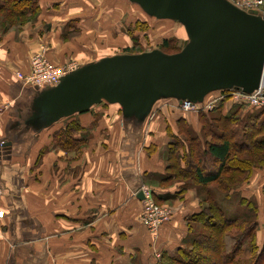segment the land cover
Returning a JSON list of instances; mask_svg holds the SVG:
<instances>
[{
  "label": "crops",
  "instance_id": "obj_1",
  "mask_svg": "<svg viewBox=\"0 0 264 264\" xmlns=\"http://www.w3.org/2000/svg\"><path fill=\"white\" fill-rule=\"evenodd\" d=\"M93 4L92 0H37L40 19L32 29L0 32V208L5 212L0 221V264H161L186 248V225L200 213L192 189L182 192L179 183L155 186L166 179L160 151L170 141L168 130L176 135L181 119L199 135L194 115L160 110L155 114L159 105L155 103L136 130L124 125L119 106L102 103L46 129H24L33 92L40 89L25 87L15 79L16 73L29 74L31 55L43 40L50 43L46 57L53 65L68 58L85 65L95 62L89 55L99 36L98 22L89 16L64 17L74 13L67 14L66 9ZM118 33L113 26L105 35L128 44L127 36ZM80 38L87 40L86 46L77 43ZM233 110L230 107L221 115ZM74 121L81 128L75 138L86 141L78 154L60 150L52 142L54 133ZM253 172L246 187L223 203L228 215L235 211L237 198L255 199L262 214L264 166ZM141 186L150 187L158 203L179 207L157 235L139 221ZM258 224L262 248L264 216Z\"/></svg>",
  "mask_w": 264,
  "mask_h": 264
},
{
  "label": "water",
  "instance_id": "obj_2",
  "mask_svg": "<svg viewBox=\"0 0 264 264\" xmlns=\"http://www.w3.org/2000/svg\"><path fill=\"white\" fill-rule=\"evenodd\" d=\"M125 1L148 18L179 23L187 36L184 48L171 55L157 49L86 63L58 85L33 92L24 129H46L105 103L119 106L124 125L137 130L159 100L196 105L215 91L258 90L264 74V17L227 0ZM137 197L143 199L140 192Z\"/></svg>",
  "mask_w": 264,
  "mask_h": 264
},
{
  "label": "trees",
  "instance_id": "obj_3",
  "mask_svg": "<svg viewBox=\"0 0 264 264\" xmlns=\"http://www.w3.org/2000/svg\"><path fill=\"white\" fill-rule=\"evenodd\" d=\"M38 11L37 0H0L1 21L13 22L14 18L21 19L28 14H37ZM9 29L11 26L3 28L2 31L5 33ZM163 47L166 50H171L168 41L163 42ZM198 117L202 121L201 134L199 135L191 129H187L183 120L177 121L179 132L188 147L177 141L180 134L170 137L165 150L170 158L173 157L175 164L170 165L169 169L174 170L177 165L181 164L176 173L177 176L188 178L201 187L212 185L226 191L222 198L219 197L212 201L213 205L208 206L207 210H203L189 219V225L192 220L197 218H200L199 221H207V226L211 231L206 235L192 239V245L198 244L204 251H211L210 254H194L190 263L230 264L240 253L251 252L255 255L258 253L251 264H258L264 258V248L258 251L254 243L253 231L256 222L250 218V214L254 212V206L251 201L237 198L238 204L235 211L228 215L223 203L229 202L230 197L235 194L234 191H227L231 189V185L243 182L249 177L253 168H260L264 165V108L248 110L243 113V109L236 106L229 115L202 112ZM80 131L81 128L76 121L67 124L52 135L53 145L60 150L78 154L80 147L86 143L82 137L79 140L75 138ZM201 135L202 138L211 136V141L206 144V148L204 142H201ZM185 149L188 150L187 156L189 155V159L186 160ZM183 163L187 165L184 166ZM243 212H245V216ZM248 221L251 225L247 230L245 228L244 231L233 235L224 234L226 228L234 225L238 227ZM196 241L198 242L195 243ZM187 243L189 240L185 241L186 245ZM247 247H249L248 251ZM188 254L186 248L179 249L173 258H164L161 264H189V259L184 258ZM180 257H183V263H181Z\"/></svg>",
  "mask_w": 264,
  "mask_h": 264
},
{
  "label": "rangeland",
  "instance_id": "obj_4",
  "mask_svg": "<svg viewBox=\"0 0 264 264\" xmlns=\"http://www.w3.org/2000/svg\"><path fill=\"white\" fill-rule=\"evenodd\" d=\"M92 2H94V4L93 6H90V7L84 6V8H81V9H70V10L66 9L65 11H67V14L71 11L72 12L74 11V13L64 15L65 19L70 18V16H77V17L89 16L92 21L98 22L97 26L99 27L98 29L99 36L93 40V44H95L93 45L94 51H92V55H89V58L91 59V61H96L104 57H112L115 54H124V55L143 54L144 52H151L157 49L161 50L167 55H171L173 53L180 52L184 48L185 43L187 42L186 33L183 31V28L179 23L172 21V20L166 21V20H154V19L148 18L142 12V10H140L138 6H135L128 1H125V0H92ZM39 14L40 12L38 11L37 14H28L26 17L21 18V19L14 18L13 22L7 21V20L1 21L0 19V22H1L0 32H3L2 31L3 28H9V26H11V29H9L7 32L14 31L16 32L15 34H18L20 31L22 32L28 29H32L34 25L37 24V21L40 19ZM113 26H114V29L117 30L119 33L124 34L125 37L126 36L129 37V38L126 37V39H128L126 40L128 44H126L125 41L120 37L115 38V35L114 37L112 36L113 38L111 36L106 37L105 33L109 32L111 28H113ZM42 31H45V27L42 29ZM73 37L74 36H71L70 38H67V39L70 40ZM111 40L112 41L114 40V41L112 42ZM76 41H78L77 43H79L82 46L87 45L86 39L84 40L80 38V39H77ZM164 41H168V43L170 44L171 50L164 49L163 47ZM42 42H43L41 43L42 45L38 47L36 51H34L35 53L31 55V59L34 57V55L40 54L47 60L48 63H50L46 57V54L49 52V49H50V43L44 40ZM96 42H98V47L95 49ZM177 50L178 52H175ZM68 59L69 60L63 64L62 63L58 65H53L51 63L50 64L55 67L64 68L66 70L72 67L79 68V67L85 66V64L82 63V60H77L75 58H68ZM220 96L221 94L218 92L209 94L207 96V98L204 101L205 106L207 108L206 113L213 112L216 114H222L223 112H226L228 109H230V107L234 108L236 107L235 106L236 104L237 105L239 104L238 102H236L237 99H235L233 95H229L227 97H224V96L220 97ZM175 102H176L175 100L173 101H162L161 100L157 102L159 105L155 106V108L157 107L155 114H158L160 110V111H167V113H171V114L175 112V113H182V114L188 113L192 116L194 115L198 119V123L200 125L199 132H201L200 129L202 127L201 125L202 121L199 119L200 117H198L200 113H195L192 111L183 113L180 111L179 108L175 106L174 104ZM240 107L243 109V113L247 112L248 110L250 111L249 107L246 105H240ZM262 108H264V105L258 109H262ZM155 114L153 113V115ZM185 126L187 129H189V126L187 125ZM187 129L186 131H188ZM168 132L170 134V137H172L173 135L171 134V132L169 130ZM176 132H177L176 135L180 134V136L177 138V141H180L183 145L185 144V146H187L186 142H184V137L179 132L178 126H177ZM200 137L202 139L201 142L202 143L204 142V145L206 148V144H208L211 141V136L202 138V135H201ZM165 149L161 150L160 154L162 155L163 160L166 162V166H168L166 167V170H165L166 179L161 184H158V185L155 184L157 188H160V189L168 188V187H171L179 183L181 186L182 192H186L192 189V191L195 194V197L197 198V202L199 203L198 206H199L200 212L203 210H207L208 206L213 205L212 201H215L219 197L222 198V196H224V193L226 190L223 191L224 190L223 188L215 187L212 185L201 187V186L196 185L195 182H192L188 178L177 176L176 173L181 167V164L177 165V168H175L174 170H170L169 169L171 168L170 165L175 164V160L172 159L173 157L172 158L169 157ZM184 153L186 155L185 160L189 159L188 157L189 155L187 156L188 154L187 149H185ZM183 164L184 166L187 165L186 163H183ZM263 166L264 165H262L261 167ZM257 169H260V168L258 167L253 168L250 171L251 174L249 175V177L246 178V180H244L241 183L239 182L236 185H231V189L227 191L228 192L234 191V193H237L235 192L236 190L242 187H246V184L249 181L250 177H253V175H255V172L253 171ZM184 174L187 175L185 172ZM148 188L150 189V187ZM248 201H251L252 205L254 206V212L250 214V218H252L254 222H256V225L254 226L253 236H254V243H255L256 249L260 251L261 249L264 248V245L262 248H259L258 246V244H260V237H259L260 229H258V226H259L258 222L264 216V208L262 212L263 215L259 214L257 201L255 199H250ZM152 202L158 207L165 208L171 217L179 209L178 206L174 207L171 203H163V202L158 203L154 197H152ZM243 215L244 216L246 215L245 212H243ZM172 218L170 219V221L172 220ZM199 219L200 218L192 220L190 225L189 224L186 225L188 233L186 237L184 238V240L185 241L189 240V243H187V246H186V251L189 254L187 257H184V258L189 259V264H192L190 263V261L193 260L194 254L209 255L211 252L207 250L204 251L202 248H200L198 244H195L198 241L194 243L195 245H192L193 238H196L197 236H203L211 232L207 226V221H203V220L199 221ZM188 223H189V220H188ZM250 225L251 223L248 221V223H243L240 226L238 225V227L235 225L232 227H228L225 229L224 234L233 235L234 233H237L239 231H244L245 228L247 230V228ZM248 250H249V247H247V251ZM257 254L258 253H256L255 255L254 253H251V252L240 253L239 255L235 256L236 257L234 258L235 261H233L230 264H251L256 259L255 256H258ZM182 259L183 257H180L181 263H183ZM171 264H174V263H171ZM258 264H264V258L263 260L258 262Z\"/></svg>",
  "mask_w": 264,
  "mask_h": 264
},
{
  "label": "built area",
  "instance_id": "obj_5",
  "mask_svg": "<svg viewBox=\"0 0 264 264\" xmlns=\"http://www.w3.org/2000/svg\"><path fill=\"white\" fill-rule=\"evenodd\" d=\"M238 10L244 12H254L257 16L264 17V0H227ZM77 68L72 67L69 69H64L60 67H55L47 62V60L40 54L34 55L30 61V73L28 76L16 73L15 79L20 81L22 85L27 88L45 89V87H54L58 85L60 78L66 74L72 72ZM258 90L252 94H245L236 89H229L228 91H215L221 94V96L227 97L233 95L236 102L239 104L235 105L240 107V105H246L250 110H258L264 105V74L262 76L261 82L258 86ZM214 92V93H215ZM213 94V93H210ZM209 95V94H208ZM207 95V96H208ZM204 97L201 104H192L189 102L177 103L175 106L180 109L181 112L187 113L189 111L195 113H206L207 108L205 106ZM220 96V97H221ZM203 105V106H202ZM3 143H1L2 145ZM143 195L141 200L142 212L139 216L141 225L145 228L147 232L153 235L158 234V230L172 218L165 208L158 207L152 202V190L148 187L141 186L138 188V193ZM1 197V190H0ZM5 217V212L0 208V221Z\"/></svg>",
  "mask_w": 264,
  "mask_h": 264
}]
</instances>
